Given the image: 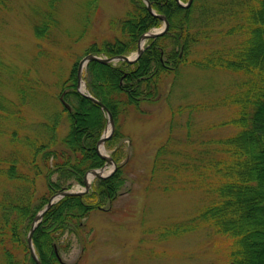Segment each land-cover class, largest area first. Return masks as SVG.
I'll use <instances>...</instances> for the list:
<instances>
[{"label": "trees", "instance_id": "obj_1", "mask_svg": "<svg viewBox=\"0 0 264 264\" xmlns=\"http://www.w3.org/2000/svg\"><path fill=\"white\" fill-rule=\"evenodd\" d=\"M148 1L165 16L167 30L149 38L135 61L91 60L86 65L87 90L114 120L103 145L117 166L110 175L95 177L86 193L63 196L49 207L32 233L35 253L41 264H77L58 258V252L68 245L62 236L73 234L84 246L82 237L91 231L84 218L128 189L119 118L131 108L144 112L142 103L158 99L167 77H176L189 65L241 75L212 104L235 108L234 115L220 123L235 130L195 140L188 118L202 104L186 106V131L177 141L191 147L172 149L176 137L170 134L154 152L148 179L166 191L179 174V181L203 190L204 204L193 218L173 226L174 234L204 225L227 240L226 264H264V0H192L187 7L177 0ZM55 2L47 1L50 10L34 25L37 36H46L55 26ZM129 4L124 16L110 20L119 34L93 42L86 53L127 55L136 50L142 33L161 24L143 0H129ZM77 65L76 60L66 77L57 81L56 100L61 109L38 122L41 129L34 130L26 121L25 109L43 94L41 86L27 79L10 86L15 98L2 94L7 86L2 83L0 61V137L4 139L0 150V264H37L27 243L33 216L52 194L84 184L89 169L105 164L96 143L107 124L106 112L77 90ZM63 113L66 128L60 132ZM176 113H182L180 106L171 109L172 118Z\"/></svg>", "mask_w": 264, "mask_h": 264}, {"label": "rangeland", "instance_id": "obj_2", "mask_svg": "<svg viewBox=\"0 0 264 264\" xmlns=\"http://www.w3.org/2000/svg\"><path fill=\"white\" fill-rule=\"evenodd\" d=\"M47 1L0 0L1 79L3 86H7L3 87L2 94L15 98V91L10 86H18L27 79L33 86H41L43 94L38 95L25 109L26 121L31 123L34 130L40 126L38 122L45 120L54 110L61 109L56 100L59 91L57 81L66 77L76 60L79 63L88 54L85 51L90 44L118 35L111 27L110 20L124 16L130 9L129 0H93L92 4L91 0H56L53 7L55 26L48 30L46 36L40 37L35 34L34 25L50 10ZM180 1L181 6H185L187 0ZM217 1L208 0L211 3ZM162 26L163 22L148 32L158 31ZM24 72H27L25 77ZM84 76L86 67H83L81 77L83 88L87 90ZM238 79H241V75L236 72L197 69L187 65L179 70L176 77L169 75L161 84L162 94L158 99L152 103H142L144 112L131 108L119 118L127 157L124 173L127 177L125 189H128L108 205L102 206L108 207L107 210L94 209L84 218L87 229L91 228L90 233L82 237L84 246L73 234L62 236L68 245L58 252L61 261L77 264L229 262L227 240L206 226L201 225L181 234L172 232L173 226L193 218L197 209L204 204L203 190L190 182L179 181L178 174L173 178V187L163 191L157 184L150 183L148 172L155 150L170 134L176 137L170 144L172 149L191 147L190 143L184 145L177 141L186 131L185 120L189 109L186 106L202 104L193 109L190 113L192 118H188L193 139L208 135L225 136L234 132V126L220 123L232 117L235 108L212 104ZM179 106L182 113H176L172 118L171 109ZM64 122L63 113L60 132L65 131ZM3 142L4 139L0 137L1 151L4 149ZM103 153H106L104 145ZM105 165L103 173L111 169L110 162ZM69 190H82V186L75 184Z\"/></svg>", "mask_w": 264, "mask_h": 264}, {"label": "water", "instance_id": "obj_3", "mask_svg": "<svg viewBox=\"0 0 264 264\" xmlns=\"http://www.w3.org/2000/svg\"><path fill=\"white\" fill-rule=\"evenodd\" d=\"M143 1L145 2L147 9L151 13L156 14V13L153 12L149 1L148 0H143ZM191 1L192 0H188L186 2L185 6H188L191 3ZM177 2L179 4H181V2L179 0H177ZM156 15L163 20V26L161 27L160 30H158L156 32H145V33H143L140 36L139 40H138L137 50H136V52H135V54L133 56L130 57V56H127V55H124V54H119V55L110 56V57H101V56L95 55L93 53H88L84 57H82L80 59L79 63H78V67H77V88H78V90L83 95H85L86 97L90 98L93 102L97 103L107 113V123H109L110 128H109L108 131L105 130L103 132V134L100 136V138L97 140L96 150L98 151V153L102 157L105 158L106 162H110L112 164V166H113L112 171L116 168V164H115L114 160L110 156H108V155L103 153L101 148L103 149V142L105 141L106 138H108L111 135V133L113 131L114 120H113V117H112L111 113L109 112V110L106 108V106L102 102H100L95 97H93L84 88H83V90L80 89L81 81H82V84L84 86V81L81 78L82 64L85 63V65H86L91 60H95V61H98V62H101V63H109V62H113L115 60H126V61H134V60H136L139 57V55L141 54V52L143 51V45L141 44V41L143 39L145 40V39L150 38V37L155 38L156 36L163 34L166 31L167 27H168V22H167L165 16L162 15V14H156ZM102 171H103V167H101V168H93V169L88 170L86 172L85 176H84V189L83 190L73 191V190H68V189H62V190H59V191L55 192L54 194H52L49 197L48 201L43 206V208L34 215V217L32 219L31 226H30L28 234H27V242H28V246H29V250H30L31 256L33 257V259L36 261L37 264H41V263L39 262L36 254H35V251H34V248H33V245H32V241H31V236H32V232H33L34 228L36 227L38 222L41 220V218L43 217L44 213L49 209V207L53 203H55L57 200H59L63 196L75 195V194L81 195L82 193L87 192L89 187H90V180L93 177L106 176V175L102 174ZM88 176H90V177L88 178ZM57 256L60 259L59 254H57Z\"/></svg>", "mask_w": 264, "mask_h": 264}, {"label": "bare ground", "instance_id": "obj_4", "mask_svg": "<svg viewBox=\"0 0 264 264\" xmlns=\"http://www.w3.org/2000/svg\"><path fill=\"white\" fill-rule=\"evenodd\" d=\"M143 43H144V39L141 41V44L143 45ZM83 67H85V63H83L82 64V69H83ZM80 88H81V90H83V84H82V81H81V84H80ZM109 128H110V125H109V123L107 124V126H106V131H108L109 130ZM101 150H102V148H101ZM103 151V150H102ZM90 176H88V178H89Z\"/></svg>", "mask_w": 264, "mask_h": 264}]
</instances>
